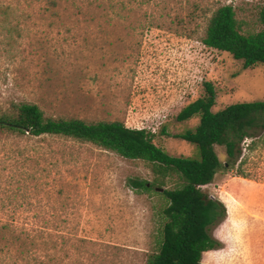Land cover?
Here are the masks:
<instances>
[{"label": "rangeland", "instance_id": "1", "mask_svg": "<svg viewBox=\"0 0 264 264\" xmlns=\"http://www.w3.org/2000/svg\"><path fill=\"white\" fill-rule=\"evenodd\" d=\"M224 4L243 32L262 28L264 0H0V112L31 102L47 117L117 120L154 133L170 155L196 157L172 135L197 125L175 117L204 82L214 111L264 100V64L245 68L202 41ZM256 141L241 166L202 187L227 214L201 264H264V132ZM131 179L151 182L150 165L65 136L0 132V217L28 223L19 238L0 232V264H146L167 200Z\"/></svg>", "mask_w": 264, "mask_h": 264}, {"label": "trees", "instance_id": "2", "mask_svg": "<svg viewBox=\"0 0 264 264\" xmlns=\"http://www.w3.org/2000/svg\"><path fill=\"white\" fill-rule=\"evenodd\" d=\"M50 3L55 5L54 1ZM258 21L260 30L243 32L234 7L221 5L212 12L202 41L207 47L241 60L245 68L264 64V4L259 8ZM203 88L204 94L187 103L175 117L177 121H186L197 116V125L172 135L194 144L198 150L196 157L170 155L154 142L155 134L146 129L128 127L117 120L87 122L79 118L47 117L31 102H13L0 112V132L30 137L65 136L90 142L124 158L147 162L153 179L151 182L131 179L129 182L135 189L162 188L169 180L174 187L164 188L161 193L167 200L162 237L146 264H201L203 253L221 245L210 229L227 214L225 204L202 187L211 183L219 170L241 166L245 151L253 150L264 132V100L236 102L214 111L215 88L211 82H204ZM160 132L165 134V129ZM216 146L223 148L224 161L220 160ZM27 225L22 229L14 221L4 222L0 217L4 237L9 234L19 238Z\"/></svg>", "mask_w": 264, "mask_h": 264}, {"label": "water", "instance_id": "3", "mask_svg": "<svg viewBox=\"0 0 264 264\" xmlns=\"http://www.w3.org/2000/svg\"><path fill=\"white\" fill-rule=\"evenodd\" d=\"M156 190L162 192L163 188H156Z\"/></svg>", "mask_w": 264, "mask_h": 264}]
</instances>
